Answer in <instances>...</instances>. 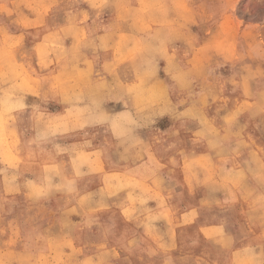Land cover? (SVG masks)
<instances>
[{"label":"crops","instance_id":"crops-1","mask_svg":"<svg viewBox=\"0 0 264 264\" xmlns=\"http://www.w3.org/2000/svg\"><path fill=\"white\" fill-rule=\"evenodd\" d=\"M31 1L33 9L3 20L11 45L0 39V56L10 54L2 71H17L0 77V101L6 93L12 106L2 114L18 161L9 169L0 159V264H222L223 253L229 264L219 240L203 233L221 227L234 238L224 219H191L193 207L174 200L133 201L176 192L179 177L163 165L172 168L178 145L164 137L196 103L168 100L184 95L166 71L180 60L170 34L190 32L181 14L157 6L173 0ZM134 40L142 52L134 54ZM154 89L162 98L149 105ZM182 227L204 246L182 252ZM240 228L239 240L258 251L259 224L244 219Z\"/></svg>","mask_w":264,"mask_h":264},{"label":"rangeland","instance_id":"rangeland-1","mask_svg":"<svg viewBox=\"0 0 264 264\" xmlns=\"http://www.w3.org/2000/svg\"><path fill=\"white\" fill-rule=\"evenodd\" d=\"M18 1L0 0V39L4 44L11 45L12 38L3 20H11L14 9H33L36 4L31 0ZM136 4L139 10L144 3ZM157 6L181 14V27L190 31L189 34H170V38L174 37L181 44L180 60L176 59L178 65L166 71L177 74L174 81L184 95L168 100L179 107L194 100L196 103H191V110L176 114L174 119L179 127L175 136L164 137L175 138L178 145L177 158L170 162L172 168L168 169L167 163L163 165L166 176L179 177L176 192H155L139 199L133 195V201L174 200L182 210L193 207L191 219H224L227 233L234 238L226 233L229 237L226 239L221 227L214 228L212 234L205 230L203 233L219 240L215 246L222 245L228 252L227 262L264 264V111L259 106L264 100V0H173ZM147 8L153 9L151 4ZM164 23L167 25L168 21ZM133 42L134 54L142 52L139 41ZM174 57H178L177 50ZM9 58L8 51L1 53V61ZM2 69L0 64L3 81L5 73L15 77L17 72L11 67L7 72ZM134 91L137 99L144 96L141 85L134 86ZM5 96L3 93L0 101V159L9 169H14L18 161L10 143L13 133L5 127L8 115L2 114L12 106ZM161 98L160 92L154 89L148 103L156 104ZM189 119L193 124L191 128ZM158 138L162 136H155L156 142ZM120 180L113 178L119 185L116 190L124 184ZM244 219L258 223L262 230L256 252L251 242L239 240ZM182 230V252L204 246L194 230L184 227ZM247 243L248 247L242 251L239 247ZM137 248L135 245L134 249ZM216 249L214 260L219 262ZM224 254L222 264H226ZM145 264L153 263L146 261Z\"/></svg>","mask_w":264,"mask_h":264},{"label":"snow or ice","instance_id":"snow-or-ice-1","mask_svg":"<svg viewBox=\"0 0 264 264\" xmlns=\"http://www.w3.org/2000/svg\"><path fill=\"white\" fill-rule=\"evenodd\" d=\"M259 106H260L261 111H264V100L259 102ZM197 107H198V105H197ZM262 159H264V158H262ZM262 183H264V175H262Z\"/></svg>","mask_w":264,"mask_h":264}]
</instances>
